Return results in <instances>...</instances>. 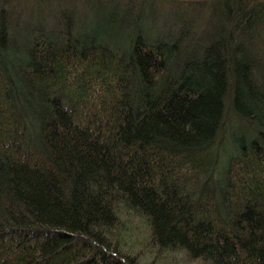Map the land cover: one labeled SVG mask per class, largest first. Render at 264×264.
I'll return each instance as SVG.
<instances>
[{
    "label": "trees",
    "instance_id": "obj_1",
    "mask_svg": "<svg viewBox=\"0 0 264 264\" xmlns=\"http://www.w3.org/2000/svg\"><path fill=\"white\" fill-rule=\"evenodd\" d=\"M35 2L0 17V264H264V0Z\"/></svg>",
    "mask_w": 264,
    "mask_h": 264
},
{
    "label": "rangeland",
    "instance_id": "obj_2",
    "mask_svg": "<svg viewBox=\"0 0 264 264\" xmlns=\"http://www.w3.org/2000/svg\"><path fill=\"white\" fill-rule=\"evenodd\" d=\"M8 2L6 3V5L4 7H2V12L0 11V17H3L5 20L8 21V23H11L13 21L12 18H14V20L16 22H18L20 25L18 26V28H23V23L25 22V20H27V16H28V9H29V5L30 3H34L35 1H39V0H7ZM44 1V0H41ZM35 2L37 4V6L41 9H48V6H54L56 0H45V2L49 1V4H45L43 2ZM75 2V11L76 13H74V24H77L78 21L80 20L81 22V29L86 28V30H88L90 27H92L93 25H95V19L91 17V14H86L87 12H80V19L78 16V11L81 7V0H71L72 2ZM28 8V9H27ZM33 8V6L31 7ZM83 10V9H82ZM73 15V14H72ZM1 19V18H0ZM14 31V30H13ZM16 33H14L13 39L16 40L20 37H22V34H20V32L22 30H17L15 29ZM156 31V30H155ZM154 32V31H151ZM1 33V30H0ZM22 33V32H21Z\"/></svg>",
    "mask_w": 264,
    "mask_h": 264
}]
</instances>
